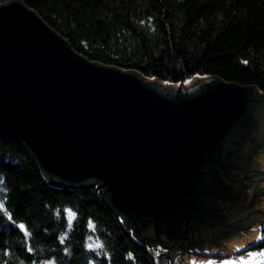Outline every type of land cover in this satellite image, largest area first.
I'll return each mask as SVG.
<instances>
[{
  "label": "water",
  "instance_id": "95a60500",
  "mask_svg": "<svg viewBox=\"0 0 264 264\" xmlns=\"http://www.w3.org/2000/svg\"><path fill=\"white\" fill-rule=\"evenodd\" d=\"M0 138L21 145L51 185H96L135 238L170 248L161 264L173 250L179 264L189 244L228 248L264 192L254 86L170 85L91 61L20 0H0ZM241 190L252 205L228 220ZM215 228L227 231L210 236Z\"/></svg>",
  "mask_w": 264,
  "mask_h": 264
},
{
  "label": "trees",
  "instance_id": "16d2710c",
  "mask_svg": "<svg viewBox=\"0 0 264 264\" xmlns=\"http://www.w3.org/2000/svg\"><path fill=\"white\" fill-rule=\"evenodd\" d=\"M20 1L91 61L170 85L216 77L264 96V0ZM260 236L248 251L264 252V227ZM160 254L96 185H51L0 138V264H161Z\"/></svg>",
  "mask_w": 264,
  "mask_h": 264
},
{
  "label": "rangeland",
  "instance_id": "374dc122",
  "mask_svg": "<svg viewBox=\"0 0 264 264\" xmlns=\"http://www.w3.org/2000/svg\"><path fill=\"white\" fill-rule=\"evenodd\" d=\"M254 212L253 218L250 225L243 230L235 228L236 235L240 238L229 242L228 248H223L221 245L213 246L212 251L207 250L206 252L196 251L194 245L189 244L185 252L182 254L179 264H239L241 259L246 264H264V255H260L262 252L248 251L249 247L257 243L260 239V231L264 227V192H262L257 201L253 204L249 212ZM239 227L238 224H236ZM156 252L168 253L170 248H162L156 245H150ZM249 253L253 255L249 256ZM176 255L175 250L170 253V256L165 259L171 263L173 256ZM171 261V262H170Z\"/></svg>",
  "mask_w": 264,
  "mask_h": 264
},
{
  "label": "flooded vegetation",
  "instance_id": "af4514ba",
  "mask_svg": "<svg viewBox=\"0 0 264 264\" xmlns=\"http://www.w3.org/2000/svg\"><path fill=\"white\" fill-rule=\"evenodd\" d=\"M238 187H240V186H236V190H237ZM241 191L243 193L242 195H241ZM241 191L236 192V197H237L236 199L237 200H235L233 202V205H230L231 206V210L223 212V216L226 219H228L230 217L231 219L233 218L232 219V221H233L235 219L234 218L235 216H240L244 212L248 211V205H252L250 197L249 198L245 197V194H244L245 191L244 192H243V190H241ZM243 196L245 198H243ZM226 208H228V207H226ZM228 220H230V219H228ZM254 220L255 219L253 218L252 215H248L246 218H244V216H243L241 219L237 220L239 227L236 226L235 228L243 230L248 225H250L252 223V221H254ZM231 224L234 225V223H231ZM226 231H227V229H225V228L224 229L215 228L214 230H209L208 234L210 236H212V235L221 234V233L226 232Z\"/></svg>",
  "mask_w": 264,
  "mask_h": 264
},
{
  "label": "snow or ice",
  "instance_id": "6c2138e0",
  "mask_svg": "<svg viewBox=\"0 0 264 264\" xmlns=\"http://www.w3.org/2000/svg\"><path fill=\"white\" fill-rule=\"evenodd\" d=\"M21 227H23V225H21ZM257 239H261V237H257ZM253 255L252 253H249V256ZM260 255H264V252L260 253ZM233 264H236V262H233ZM239 264H246V262H244L242 259L239 262Z\"/></svg>",
  "mask_w": 264,
  "mask_h": 264
}]
</instances>
